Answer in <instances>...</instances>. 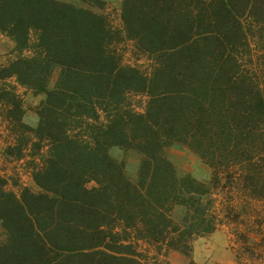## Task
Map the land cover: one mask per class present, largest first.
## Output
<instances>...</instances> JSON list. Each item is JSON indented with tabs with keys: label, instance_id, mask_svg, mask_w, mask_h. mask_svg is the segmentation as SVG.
Returning a JSON list of instances; mask_svg holds the SVG:
<instances>
[{
	"label": "trees",
	"instance_id": "obj_1",
	"mask_svg": "<svg viewBox=\"0 0 264 264\" xmlns=\"http://www.w3.org/2000/svg\"><path fill=\"white\" fill-rule=\"evenodd\" d=\"M118 19L0 0V157L38 188L0 175V264H169L221 229L232 264H264V0H123ZM26 93L45 94L34 126ZM175 144L208 179L176 172ZM113 147L141 155L135 181Z\"/></svg>",
	"mask_w": 264,
	"mask_h": 264
},
{
	"label": "rangeland",
	"instance_id": "obj_2",
	"mask_svg": "<svg viewBox=\"0 0 264 264\" xmlns=\"http://www.w3.org/2000/svg\"><path fill=\"white\" fill-rule=\"evenodd\" d=\"M118 8H110V19L115 27L119 26ZM127 60L130 57L127 55ZM139 65L146 67V61L141 60ZM59 69H54L47 77V89L51 90L58 79ZM21 92V91H20ZM45 99V94L33 95L27 93L23 96V108L25 110V122L34 126L36 122L35 109ZM3 147V141L0 139V150ZM112 157L123 162L125 173L131 181L136 180L137 170L140 163V157L135 151H125L122 148L113 147L110 149ZM167 158L174 165L176 172L179 175L190 174L198 180H206L209 178L210 169L202 163L194 154L188 151L184 146L175 144L166 151ZM0 175L9 180L10 188L18 194L21 187H26L32 191H37L38 188L32 181L31 177L25 171L22 165L15 162L2 160L0 157ZM184 212L182 206H176L174 215L176 218L181 217ZM5 239V230L0 222V241ZM167 261L169 264H232L233 254L230 235L225 229L214 232L213 234L197 239L191 249L189 255H185L180 251L172 250L168 253Z\"/></svg>",
	"mask_w": 264,
	"mask_h": 264
},
{
	"label": "crops",
	"instance_id": "obj_3",
	"mask_svg": "<svg viewBox=\"0 0 264 264\" xmlns=\"http://www.w3.org/2000/svg\"><path fill=\"white\" fill-rule=\"evenodd\" d=\"M56 1H59L62 3H69L74 6L89 9L95 13L105 14V15H109L111 7L118 8L117 13L119 14V9H120L121 3L123 2V0H96L97 2L95 3H105V8L100 9L97 6L88 4V3L94 2V1L90 2V0H56ZM14 47L15 45L12 40L0 34V65H2L6 61L9 54L14 50ZM137 154L139 155L140 160H141V155L139 153ZM115 159L118 160L117 158Z\"/></svg>",
	"mask_w": 264,
	"mask_h": 264
}]
</instances>
